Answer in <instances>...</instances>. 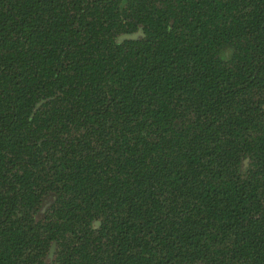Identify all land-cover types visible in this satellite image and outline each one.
I'll return each instance as SVG.
<instances>
[{"label": "trees", "instance_id": "16d2710c", "mask_svg": "<svg viewBox=\"0 0 264 264\" xmlns=\"http://www.w3.org/2000/svg\"><path fill=\"white\" fill-rule=\"evenodd\" d=\"M0 264H264V0H0Z\"/></svg>", "mask_w": 264, "mask_h": 264}, {"label": "water", "instance_id": "95a60500", "mask_svg": "<svg viewBox=\"0 0 264 264\" xmlns=\"http://www.w3.org/2000/svg\"><path fill=\"white\" fill-rule=\"evenodd\" d=\"M141 32H142L141 29H139V31H138L137 33L123 35V38L134 39V38H136V36H137L138 34H140Z\"/></svg>", "mask_w": 264, "mask_h": 264}, {"label": "flooded vegetation", "instance_id": "af4514ba", "mask_svg": "<svg viewBox=\"0 0 264 264\" xmlns=\"http://www.w3.org/2000/svg\"><path fill=\"white\" fill-rule=\"evenodd\" d=\"M246 161H244L243 163H245Z\"/></svg>", "mask_w": 264, "mask_h": 264}]
</instances>
